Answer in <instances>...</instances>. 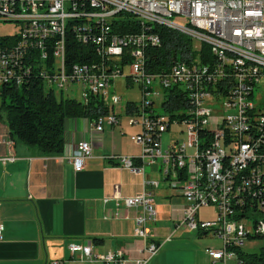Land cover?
Wrapping results in <instances>:
<instances>
[{
	"label": "built area",
	"instance_id": "1",
	"mask_svg": "<svg viewBox=\"0 0 264 264\" xmlns=\"http://www.w3.org/2000/svg\"><path fill=\"white\" fill-rule=\"evenodd\" d=\"M124 16L136 21L139 32L113 30ZM161 21L173 22L172 30L191 38L196 56L150 72L146 50L161 44L150 30ZM0 23L13 24L18 32L0 36L10 40L0 46V93L3 86L21 87L38 78L56 95L74 88L84 104L97 96L107 113L90 122L95 134L118 126L122 109L127 124L139 128L130 141L140 156L107 159L136 174L160 165L163 181L184 201L174 210L176 227L221 241L220 248L206 249L211 260L245 264L239 253H246L247 239L257 238L264 262V0H0ZM70 34L91 48L88 61L70 63ZM120 78L127 80L125 87H138V102H123L110 92ZM171 92L185 96L174 117L167 113ZM167 132L182 139L164 146ZM91 151L88 141L73 146L67 160L75 173L84 169ZM145 185L157 187L154 181ZM109 200L135 211L134 234L144 241L141 257L127 263L122 252L95 255L91 244L69 243L70 258L147 264L160 249L148 230L158 218L151 194L124 197L116 190L104 198ZM201 209H211V219L200 218ZM114 217L120 218L118 208ZM2 233L0 224V239Z\"/></svg>",
	"mask_w": 264,
	"mask_h": 264
},
{
	"label": "crops",
	"instance_id": "2",
	"mask_svg": "<svg viewBox=\"0 0 264 264\" xmlns=\"http://www.w3.org/2000/svg\"><path fill=\"white\" fill-rule=\"evenodd\" d=\"M110 92L115 93L112 86ZM118 113L119 125H106L102 134L92 133L86 118L65 119L63 152L53 156L40 155L35 148L15 141L0 115V224L3 226L0 264H48L56 260L64 264H102L77 257L71 259L67 250L69 243L91 244L95 255L122 252L127 263L141 257L144 241L134 234L135 211L122 205L117 207L113 200L104 202L116 190L124 197L146 192L154 201L155 197L162 201L168 199L171 210L156 204L157 221L164 223L163 229L168 233L178 229V215L173 209L181 208L184 201L167 187L160 165L147 166L142 174H136L107 159L111 155L137 159L141 152L130 141V136L138 133L139 128L127 124L122 109ZM82 140L90 142L91 156L86 159L84 169L75 173L67 158L73 146ZM146 181L156 182L157 187L145 185ZM116 208L120 218L114 217ZM148 230L156 240L162 235L149 227ZM197 235L199 239L204 236ZM170 236L165 237V249L158 251L147 264H222L211 260L206 249L212 247L201 246L200 240L190 237V232L167 240ZM94 239L101 242L95 244ZM185 240L197 244V257L175 248L177 241Z\"/></svg>",
	"mask_w": 264,
	"mask_h": 264
},
{
	"label": "trees",
	"instance_id": "3",
	"mask_svg": "<svg viewBox=\"0 0 264 264\" xmlns=\"http://www.w3.org/2000/svg\"><path fill=\"white\" fill-rule=\"evenodd\" d=\"M117 33H137L139 27L135 20L124 16L115 24ZM156 34L161 44L157 48H147L146 67L150 72L167 70L177 62H188L196 54L193 52L191 38L165 26H154L150 30ZM70 63L77 64L90 59L88 46H80L75 43L70 34ZM10 43L7 37H0V46ZM204 53H208V47L201 44ZM206 59L209 55L204 54ZM127 61L123 60V64ZM185 96L181 92H171L167 113L174 117ZM0 111L3 112L9 135L17 142L35 148L40 155H59L64 148V120L68 118H86L90 122L107 113L106 107L97 96H90L86 104L78 100L64 98L56 95L53 90L45 88L43 82L34 78L28 85L21 87L3 86L0 93ZM1 115V114H0ZM100 239H94L93 243L99 244ZM245 264H264L262 253H239Z\"/></svg>",
	"mask_w": 264,
	"mask_h": 264
},
{
	"label": "rangeland",
	"instance_id": "4",
	"mask_svg": "<svg viewBox=\"0 0 264 264\" xmlns=\"http://www.w3.org/2000/svg\"><path fill=\"white\" fill-rule=\"evenodd\" d=\"M17 32V28L13 25V24H6V23H0V36L1 35H7V34H11V35H16ZM196 46H198L197 43H195ZM129 71V68L126 67L124 69V74H127ZM126 81L125 78H120L118 80H116L113 85H112V91L115 92L117 95H119L122 100H126V101H135L138 102L139 98H140V93H139V89L136 85H132V86H128V87H124L123 83ZM264 84V82H263ZM62 95L64 97H70L71 99H79L78 93L74 88H70L68 91L66 92H62ZM256 96L253 97V99H255ZM159 113H163L162 109L158 110ZM0 114L3 115V112L0 111ZM179 140L182 139V137L180 135H177L175 133H171V132H167L163 137H162V142L163 145L165 146V144H169L171 141L174 140ZM159 163V161H158ZM162 186V183H161ZM164 186V185H163ZM155 193H158L157 190ZM159 201H158V200ZM155 197V201H154V197H153V201L155 204V210H157V205L159 203L163 204V208H165V210H171L172 207L167 206V204H170L168 199H164L163 201L161 200V198ZM169 207V208H168ZM175 210V209H173ZM213 214V211L211 209H201L199 211V217L202 219H211V216ZM172 224V223H171ZM164 223L159 222V220L153 224V223H149L148 227L151 229V231H155V234H162L161 237H159L160 243H161V247L159 250V253L162 252L165 249V245H166V240L165 237L171 235L169 238H176V237H182L184 236V232H190V237H194V239L200 240V244L201 246H205V248L207 247H212V248H220L221 247V241L216 238L215 236H213L212 234H207L206 236H201L202 238L199 239L198 235L196 232L194 231H187V230H183V228H178L177 230H175L176 228H172L171 226L169 227L172 231H170L171 233H168L167 231H165L163 229ZM169 234V235H167ZM175 248L179 249V252H182L183 254H187L189 256H196L197 257V252L196 249L198 248L197 244L195 242H190V241H177L176 244L174 245ZM262 246V242L260 239L257 238H253V239H247L245 241V245L242 247V250L246 253L249 254H257L260 250ZM227 264H238L237 261H229Z\"/></svg>",
	"mask_w": 264,
	"mask_h": 264
},
{
	"label": "bare ground",
	"instance_id": "5",
	"mask_svg": "<svg viewBox=\"0 0 264 264\" xmlns=\"http://www.w3.org/2000/svg\"><path fill=\"white\" fill-rule=\"evenodd\" d=\"M161 26H165L167 28L173 29V22H170V21H161Z\"/></svg>",
	"mask_w": 264,
	"mask_h": 264
}]
</instances>
